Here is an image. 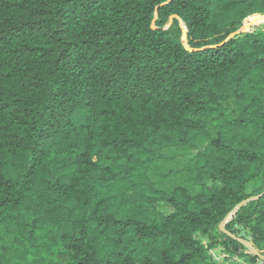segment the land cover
<instances>
[{"label":"trees","instance_id":"1","mask_svg":"<svg viewBox=\"0 0 264 264\" xmlns=\"http://www.w3.org/2000/svg\"><path fill=\"white\" fill-rule=\"evenodd\" d=\"M262 16L0 0V264H218L244 248L219 229L244 202L226 230L264 256V26L236 34ZM203 137L190 186L157 188L164 151Z\"/></svg>","mask_w":264,"mask_h":264},{"label":"rangeland","instance_id":"2","mask_svg":"<svg viewBox=\"0 0 264 264\" xmlns=\"http://www.w3.org/2000/svg\"><path fill=\"white\" fill-rule=\"evenodd\" d=\"M263 26L264 21L259 20L256 21L250 29L260 28ZM224 107L227 109V112H231L232 109L230 106L228 107L225 105ZM207 142L208 139L203 137L199 140L196 148L176 147L166 149L164 151L166 158L150 173V177L154 181L156 187L166 192H170L176 187L190 186L189 176L193 157L199 150H202L206 146ZM198 239L203 244H207V240L203 239L202 237L199 236ZM241 240L250 243L244 239ZM242 245L244 248L240 249L237 254L228 253L224 249L218 248L211 250L209 255L211 259L218 264H254L249 260V258L245 256V254L251 255L250 248L245 244ZM260 253L262 254V252ZM61 260L62 264H66V258H62ZM255 264H264V262L260 259H257Z\"/></svg>","mask_w":264,"mask_h":264},{"label":"water","instance_id":"3","mask_svg":"<svg viewBox=\"0 0 264 264\" xmlns=\"http://www.w3.org/2000/svg\"><path fill=\"white\" fill-rule=\"evenodd\" d=\"M169 3V2H168ZM167 3V4H168ZM260 20H263L264 21V16L260 17ZM181 23V29L183 30V32L186 34V28L185 26ZM252 26L251 25H248V26H245L243 29H241L240 31H238L236 34H239V33H243V32H247L248 30H250ZM236 34L232 35L231 37L235 36ZM185 42H186V38H185ZM186 45V44H185ZM187 46V45H186ZM261 197V196H260ZM260 197H253L251 198V200H257L259 199ZM246 204V202L244 203H241L239 204L226 218L225 220L219 225V229L220 231L223 233V234H226L227 236L231 237L232 239L234 240H237L238 242L242 243V244H245L247 245L249 248H250V251H251V255L255 256L256 258L262 260L264 262V256L256 249L254 248V246L248 242H245L241 239H238L236 238L234 235H232L231 233H229L227 230H226V225L232 221V219L234 218V216L237 214V212L240 210V208H242L244 205Z\"/></svg>","mask_w":264,"mask_h":264},{"label":"bare ground","instance_id":"4","mask_svg":"<svg viewBox=\"0 0 264 264\" xmlns=\"http://www.w3.org/2000/svg\"><path fill=\"white\" fill-rule=\"evenodd\" d=\"M259 20H260V18H259V19H257L256 21H259ZM256 21H254V22H252V23H250V24H248V25H251V26H253V25L255 24V22H256ZM248 25H247V26H248Z\"/></svg>","mask_w":264,"mask_h":264}]
</instances>
